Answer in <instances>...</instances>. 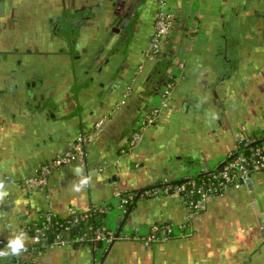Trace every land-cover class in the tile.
<instances>
[{"label": "crops", "instance_id": "crops-1", "mask_svg": "<svg viewBox=\"0 0 264 264\" xmlns=\"http://www.w3.org/2000/svg\"><path fill=\"white\" fill-rule=\"evenodd\" d=\"M22 1L27 0H0V238L5 244L9 246L11 241L19 238L23 246L32 247L31 258L20 252V258H28L27 264H264V253L251 255L256 250L264 252L260 247L264 239L257 230V218L262 217L264 221V171L252 174V187L245 184L241 190H229L223 196L212 198L207 209L195 216L186 237L175 235L166 242L150 245L134 238L118 240L104 255L103 247H94L89 242L60 245L51 242V238L55 239L52 235L48 242L47 239L40 242L45 246H38L33 239L43 231L46 213L50 212L55 219L66 220L71 209L84 213L99 206L108 208L104 215L105 226L118 227L130 234L155 223L182 226L187 209L180 196L162 194L139 198L129 207V215L123 224L117 211V194L139 193L185 176L200 175L209 167L219 166L236 150L234 130L230 127L248 115L243 98L238 95V98L236 95L230 98L229 91H219L228 109L222 120L224 132L214 126L209 128L204 109L219 107L214 87L220 75L219 60L214 51L224 19H229L231 12L238 10L237 0H168V6L176 16L175 30L179 21L187 22L193 16L192 27L198 32L192 38H186L188 48L183 56L187 68L179 80L171 107L161 110L155 124L142 129L143 137L133 150L127 148L128 136L123 134L129 132L138 115L135 107L142 102L138 100L137 103L134 93L130 92L138 71L129 70L123 78L126 84H122L119 91H113V96L106 87L100 96H93L91 100L86 89L98 87L97 82L79 89L76 98L71 96L76 93L73 85L67 88L58 85V94L61 92L66 96V108L53 104L52 109L59 113L48 118L46 114L30 113V107L29 114L22 117L19 110L22 53H29L23 56L24 68L30 58L37 63L34 70L39 73L59 75L60 62H66L65 57L60 56L64 43L58 39L59 35L53 34V28L63 17L62 13L67 12L66 17L71 23L76 12L87 15L94 0L42 1L36 5L29 25L30 30L33 26L43 27V33L33 30L23 33V38ZM252 1H243L240 14L234 20L250 64L262 59L257 47H253L256 43L254 29L264 27V0L254 1L258 3L257 8L247 7ZM99 3L100 9H109L110 0ZM141 10L143 13L132 35L138 45L134 54L139 64L153 32L156 7L152 11L148 6ZM102 20L100 26L104 27ZM105 26L100 38L105 36ZM22 39L26 44L23 47ZM90 40L88 37L87 42ZM31 48L35 51H30ZM83 49V57L93 53L90 48ZM231 55L236 58L233 53ZM118 59L117 72L123 68L122 63L125 64L124 57ZM74 64L72 60L69 66L64 63L67 66L64 73L71 75L70 67L74 68ZM139 81L137 79V90ZM128 92L127 102L116 112L117 103ZM144 101L146 103L147 99ZM210 101L214 102L210 104ZM98 122H102L103 127L96 132ZM215 123H219L218 120ZM81 133L92 138L85 147L87 165L78 160L54 169L45 185L27 183L43 164L56 157ZM256 137L258 141L262 140L264 132L258 131ZM240 147H243L242 143L237 148ZM83 155L80 153L81 157ZM105 164H109L105 171L97 169ZM8 177L12 179L8 181ZM37 248L39 252H35Z\"/></svg>", "mask_w": 264, "mask_h": 264}, {"label": "flooded vegetation", "instance_id": "flooded-vegetation-1", "mask_svg": "<svg viewBox=\"0 0 264 264\" xmlns=\"http://www.w3.org/2000/svg\"><path fill=\"white\" fill-rule=\"evenodd\" d=\"M42 1L44 2L45 0H27V3L22 1V11H24L22 12V38L23 33L26 32L27 34L33 30L43 33V27L33 26L30 30L29 25V21L33 18V13H35L36 5H39ZM101 1L103 3V0H94L87 15H85L82 11H78V13L76 12V18L72 20V23L71 21H68V18L66 17L67 12H65V14L62 13L63 17H60L59 23L56 25L55 29L53 28V34L57 36L59 35L58 39L60 42L62 41L64 43V47L61 48L60 56L65 57L66 62H60V67L59 69L57 68L59 75L55 73H53V75H44L41 74V72L39 73L37 69V71L34 70L37 63H34L33 59L30 58L26 64V68H24L23 56L29 53L24 52V49H22V52H24L22 53V85H20V87L22 86V101L20 102L21 104H19L21 106L19 110L20 113H22V117L29 114L30 107L32 108L30 113L36 112L40 115L46 114L47 117L49 115L54 117L56 116V113H59L56 109H52L53 104H57L56 107L59 106L61 109L62 107L66 108V96L65 94H61V92L58 94V85L62 84L64 88L73 85V87L76 88V93L71 96L76 98V96H78L77 94L79 89H83L84 86L88 84L94 86L97 82V84H99L97 85L98 87H87L86 89V92L88 93L87 97L91 100L90 98L93 96L95 98L100 96V92L104 91V88L106 87L108 91H111L109 94L113 96L114 92L119 91L121 87L126 84L125 79H123L126 77V73L129 70L133 73H135L134 71H138L139 62L137 63V55L134 54L138 45H136V42L132 37L134 33L133 30L138 23V18L143 13L141 9L148 6L152 11L154 6L156 7L157 0H110V3L107 4V7H109L108 10H104V8L100 9L101 3L99 2ZM243 1L244 0H237L235 4L238 10H236V12L234 11V13L231 12L229 19L224 17L225 21L220 29L221 37L215 46L216 51H214V53L218 56L219 61L217 62V65L220 75H218L215 80L214 87L216 89V95L219 98L217 99L219 107L214 108L209 106L207 110L204 109V111H206L205 115L207 116V121L209 122V128L214 126L224 132L226 128H222L225 127L222 124V120H224L223 115L228 114V109L225 106L222 97L218 94L219 91H222L223 93L229 91L230 98H233L235 95L236 98L240 96L243 98L244 103H246L245 105L247 106L248 115H246L245 120L237 122L235 125L236 127L233 125L230 127L234 130L233 135L236 150L239 149L237 147L241 143L246 144L249 141H258L259 139L256 137L257 132H264V117L262 118L264 111V27L257 28V30L254 29V38L256 43L253 47H257L262 59L260 61L254 60L252 61L253 63L250 64V61L246 57L249 56V54L246 52L247 50H245L246 48L244 47V44H242L243 42L240 41L241 37L238 33L239 28L234 24V20L237 19L240 14V7ZM254 1L255 0L251 3L248 2L249 5H247V7L257 8L258 3H254ZM136 4L138 5L136 6ZM101 19H103L102 22H104V27L100 26ZM192 19L193 16L188 18L187 22H183V20L179 21L176 31L175 28L177 21L176 16L174 15V21L171 25L170 33L161 46L159 52L143 64L142 69L137 72L138 75L136 79L132 81L136 82L132 91H130L131 93H134L133 97L135 98V101L138 103V100H142L139 105H143L145 103V99H147V101L144 108H142L136 116L134 123L130 126L129 132L123 134L128 136L127 148L129 150H133L129 144L132 133L138 127V124L143 120L146 112L150 108L149 106L151 104L159 103L160 94L166 83L172 77H175L176 83L173 89L172 97L163 109L171 107L179 80L182 79L184 71L187 68L186 59L183 56V52L186 48H188V40H186V38L188 37L190 39L198 32L197 29L192 27ZM79 21L80 23H78ZM105 22H107V24H105ZM152 23L154 32L155 15ZM105 25H107V31L105 32V36L100 38L101 32L106 27ZM153 32L148 39L147 45L142 51V55L151 45ZM88 37L91 39V43L87 42ZM24 43L25 41L22 39V47L26 45ZM83 48H90L93 53H91L90 56L86 55L83 57ZM30 51H35V49L31 48ZM232 53L236 56V58L232 57ZM120 56L125 58V64L122 63V65H124L123 68L117 72L120 65H118V57ZM71 60L74 61L75 64L74 68L70 67L72 74L68 75V73L65 74L64 71L67 69V66L70 65ZM182 61L185 63V67L183 69L179 66ZM64 63L67 64V66L64 65ZM61 68H63L62 71L60 70ZM122 71H124V73ZM137 79L138 81L142 79V81H139L140 88H138V90L136 89L138 83ZM225 84H227V88H224ZM73 87L71 88V91ZM239 89L240 91L242 90L240 93L237 92ZM122 102L123 101L121 100L117 103L116 112H118L119 109L127 102V99L124 103ZM212 102L214 101H210L209 103L211 104ZM139 105L135 107V111L138 107H140ZM160 115L161 113L158 117H160ZM157 120L158 118L153 124H155ZM215 120H218V125L215 123ZM224 124L226 125L225 122ZM100 129H96V132H99ZM91 139L92 138L85 143L84 151L86 144ZM87 155L86 150L82 157L78 156L73 162L81 160V162L87 165ZM194 175L195 174H192V176ZM196 176H198V173H196ZM243 187L236 190H241ZM194 219L195 217L192 219L191 224L187 229V233L191 230ZM257 221V230L259 231L261 238L264 239V221L262 220V217H258ZM263 243L264 242H262L260 247L264 248ZM96 247L101 248L102 246L97 245ZM106 249L107 248L101 250L103 255L106 252ZM260 253L263 254L264 252L256 250L251 253V255L254 257V255H259Z\"/></svg>", "mask_w": 264, "mask_h": 264}, {"label": "built area", "instance_id": "built-area-1", "mask_svg": "<svg viewBox=\"0 0 264 264\" xmlns=\"http://www.w3.org/2000/svg\"><path fill=\"white\" fill-rule=\"evenodd\" d=\"M174 14L168 6V0H157L155 10V27L151 38L150 47L144 52L138 71L142 69L143 64L152 56L157 54L167 39L170 28L173 23ZM180 68L185 67V63H180ZM175 76V75H174ZM180 76V75H179ZM178 76V77H179ZM173 78V79H172ZM165 85L160 94V101L152 105L146 112L143 120L138 124L129 140L131 148L140 143L143 135L142 129L151 125L158 118L161 110L167 105L172 97L173 89L176 83L175 77H172ZM130 90V89H129ZM129 92L124 96L123 102L127 99ZM102 122L96 124V129H100ZM89 139V134L81 133L75 141H70L67 148L43 164L27 183L30 185L47 184L48 176L58 167L70 165L80 153L84 154L85 143ZM244 148V149H243ZM228 162L223 161L218 169L204 177L197 179L185 176L181 181L164 183L162 186L152 187L140 191L139 193L123 194L118 193L119 199L117 211L123 218L129 211V206L136 199L155 197L158 195H176L183 199L186 206V220L182 226L174 227L168 223H155L142 231L130 234L121 228H108L105 225H95L90 223L96 212L101 214L108 213V208L96 207L91 211L80 213L71 209V215L66 220L55 219L50 212L45 214L44 229L41 233L34 235V243L39 244L46 239V233L50 231L55 238L54 241L60 245H78L82 243H91L94 247L100 245L109 248L114 242L134 238L150 245L159 241L166 242L175 235L186 237L192 219L205 211L208 202L215 197L223 195L229 190H236L243 187L247 180L255 172L264 171V140L249 141L243 144ZM109 164L100 165L97 169L101 172L107 169ZM205 172V171H203ZM202 172V173H203ZM201 173V174H202ZM2 203L0 202V205ZM0 252H6L7 255L0 256V264H27L28 258L9 257L15 255L11 248L5 244V240L0 238ZM31 258L32 247L23 246L19 251Z\"/></svg>", "mask_w": 264, "mask_h": 264}, {"label": "water", "instance_id": "water-1", "mask_svg": "<svg viewBox=\"0 0 264 264\" xmlns=\"http://www.w3.org/2000/svg\"><path fill=\"white\" fill-rule=\"evenodd\" d=\"M128 104V103H127ZM126 104V105H127ZM146 105V103H144L143 105L141 104V105H139L140 107H138V109L136 110L138 113L141 111V109L142 108H144V106ZM156 105V104H155ZM135 118H136V116H135ZM262 140H264V138H262ZM261 141V140H260ZM244 143V142H243ZM244 149V148H243ZM238 151L237 150H233V152H232V155L229 157V158H227V160L225 161V163L226 162H228L234 155H236V153H237ZM221 165V164H220ZM218 167L219 166H217V167H215V168H212V167H209V170H207V171H205V172H203L202 174L203 175H208V174H210V173H212L213 171H215V170H217L218 169ZM195 177H197V176H192L191 175V177H189V178H195ZM12 178H10V177H8L7 178V180L9 181V180H11ZM182 179H180L179 181H181ZM246 184L249 186V187H252V177L251 178H249L248 180H247V182H246ZM133 205V204H132ZM132 207V206H131ZM130 207V208H131ZM130 211V210H129ZM128 215H129V212L123 217V224H124V222H125V220L127 219V217H128ZM54 240H53V238H51V242H53ZM45 246V244H42V243H39L38 244V246ZM35 252H39V250H38V248L35 250ZM14 255H10L9 257H13ZM21 256V253L20 252H18V253H16V255H15V257L16 258H18V257H20Z\"/></svg>", "mask_w": 264, "mask_h": 264}, {"label": "trees", "instance_id": "trees-1", "mask_svg": "<svg viewBox=\"0 0 264 264\" xmlns=\"http://www.w3.org/2000/svg\"><path fill=\"white\" fill-rule=\"evenodd\" d=\"M172 79H173V78H172ZM204 176H205V175L200 174V175H198L196 178H197V179H200V178H202V177H204ZM124 194H126V193H124ZM136 201H137V199H136L134 202H136ZM134 202H133V203H134ZM133 203H131L129 207H131ZM104 215H105V214H101V213H99V212H96V214L94 215V217L91 219L90 223H93V224H95V225H106V221H105ZM42 229H44V226L42 227ZM50 236H52V233H51L50 231H48V232L46 233V236H45L46 239H47L46 242L49 241Z\"/></svg>", "mask_w": 264, "mask_h": 264}, {"label": "clouds", "instance_id": "clouds-1", "mask_svg": "<svg viewBox=\"0 0 264 264\" xmlns=\"http://www.w3.org/2000/svg\"><path fill=\"white\" fill-rule=\"evenodd\" d=\"M77 191H79V189H77ZM9 247L11 248L12 253L16 254L23 248V241L18 238L15 241H11ZM5 255H7L6 252H0V256Z\"/></svg>", "mask_w": 264, "mask_h": 264}, {"label": "rangeland", "instance_id": "rangeland-1", "mask_svg": "<svg viewBox=\"0 0 264 264\" xmlns=\"http://www.w3.org/2000/svg\"><path fill=\"white\" fill-rule=\"evenodd\" d=\"M157 99V98H156ZM152 105H155V104H151L149 107H151Z\"/></svg>", "mask_w": 264, "mask_h": 264}]
</instances>
